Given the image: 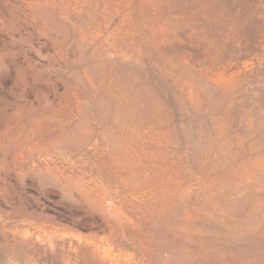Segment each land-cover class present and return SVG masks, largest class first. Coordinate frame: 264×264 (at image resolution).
Segmentation results:
<instances>
[{
	"label": "rangeland",
	"instance_id": "rangeland-1",
	"mask_svg": "<svg viewBox=\"0 0 264 264\" xmlns=\"http://www.w3.org/2000/svg\"><path fill=\"white\" fill-rule=\"evenodd\" d=\"M0 264H264V0H0Z\"/></svg>",
	"mask_w": 264,
	"mask_h": 264
}]
</instances>
